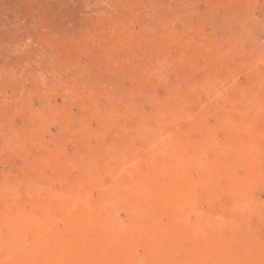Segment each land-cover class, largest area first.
<instances>
[{
	"label": "rangeland",
	"instance_id": "rangeland-1",
	"mask_svg": "<svg viewBox=\"0 0 264 264\" xmlns=\"http://www.w3.org/2000/svg\"><path fill=\"white\" fill-rule=\"evenodd\" d=\"M167 103L176 118L170 128L183 137L199 138L205 125L223 142L221 117L236 121L244 114L245 121L256 116L248 126L263 132L264 0H0V182L18 177L58 189L65 173L82 174L88 156L128 143L141 147L133 126L155 104ZM256 108L261 115L253 114ZM213 156L208 150L199 161ZM256 181L248 194L259 199V208L240 214L226 204L225 192L212 213L206 204L189 212L190 225L233 236L221 238L226 254L220 261L206 264H264V176ZM90 190L95 197L97 188ZM116 216L128 221L121 205ZM158 216L157 227H170L164 213Z\"/></svg>",
	"mask_w": 264,
	"mask_h": 264
},
{
	"label": "bare ground",
	"instance_id": "bare-ground-1",
	"mask_svg": "<svg viewBox=\"0 0 264 264\" xmlns=\"http://www.w3.org/2000/svg\"><path fill=\"white\" fill-rule=\"evenodd\" d=\"M170 109V105L155 104L153 112L143 115L141 121L133 126V136L142 140L141 147L135 148L128 143L107 148L99 155L88 156L86 161H83L82 174L69 178L65 173V183L58 189L30 179H1L0 264H206V261L210 260L219 262L224 253L219 250L221 238L233 236L214 228L208 231L203 227V230L202 225L199 227L195 222L190 225L187 217L190 211H194L201 204H206L208 210L213 205L215 207L219 204V194L225 192L230 194V200H226V204L240 214L243 212L239 209H256L261 206L259 199L255 201L249 196L248 185L253 179L256 181V178L264 176V145H260L264 140V130H259L262 133H255L247 123L251 116L245 121L247 114H244L236 121L221 117V124L218 125L226 130L223 142L216 141L213 128L210 130L205 125L200 129L204 130L199 138L192 139L186 134L183 137L184 134L181 135L170 128L176 119ZM259 111L256 108L252 112L255 115ZM182 114L184 112H181ZM255 117L251 119L254 120ZM120 130L127 136L126 129ZM32 140L34 139L30 142ZM125 140H130V135ZM113 145L115 144L112 143L111 146ZM208 150L214 151V156L208 161L200 162L199 157ZM259 154H262V157H259ZM140 164H143L144 168ZM239 166L244 167L242 175L236 173ZM90 187L97 188L95 197L90 195ZM119 205L128 214L126 223L118 220L116 216ZM215 208L209 210L210 213ZM222 208L226 207L223 205ZM195 212L198 213L197 210ZM202 212L198 216L205 217ZM163 213L171 221L170 227L163 224L168 227L166 229L163 225L162 229L157 227V220H160L158 215ZM202 217L196 216V222L199 223ZM167 219L162 221L166 224ZM213 220L209 224L215 226L217 222L215 224ZM184 240L188 241V247L183 248L181 242ZM163 242H167L168 247L163 248ZM138 247L142 248V253L137 252ZM242 254L244 257L248 256L246 252ZM229 259L231 263L236 262L235 256Z\"/></svg>",
	"mask_w": 264,
	"mask_h": 264
}]
</instances>
